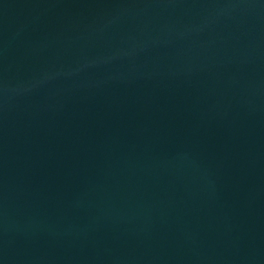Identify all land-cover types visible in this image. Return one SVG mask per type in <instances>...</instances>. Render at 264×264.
Here are the masks:
<instances>
[{"label":"water","instance_id":"95a60500","mask_svg":"<svg viewBox=\"0 0 264 264\" xmlns=\"http://www.w3.org/2000/svg\"><path fill=\"white\" fill-rule=\"evenodd\" d=\"M0 264H264V0H0Z\"/></svg>","mask_w":264,"mask_h":264}]
</instances>
